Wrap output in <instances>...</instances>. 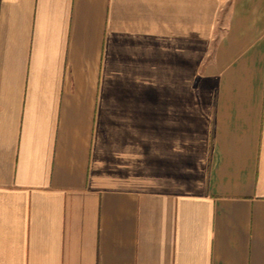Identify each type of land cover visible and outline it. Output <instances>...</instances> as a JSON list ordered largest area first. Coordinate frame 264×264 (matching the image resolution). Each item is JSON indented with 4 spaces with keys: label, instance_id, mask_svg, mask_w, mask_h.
Returning a JSON list of instances; mask_svg holds the SVG:
<instances>
[{
    "label": "crops",
    "instance_id": "1",
    "mask_svg": "<svg viewBox=\"0 0 264 264\" xmlns=\"http://www.w3.org/2000/svg\"><path fill=\"white\" fill-rule=\"evenodd\" d=\"M0 264H264V0H0Z\"/></svg>",
    "mask_w": 264,
    "mask_h": 264
}]
</instances>
